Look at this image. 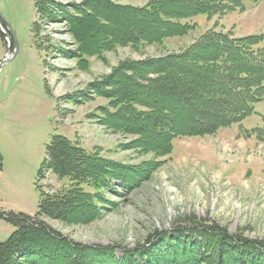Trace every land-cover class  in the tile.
Here are the masks:
<instances>
[{"label": "rangeland", "instance_id": "obj_1", "mask_svg": "<svg viewBox=\"0 0 264 264\" xmlns=\"http://www.w3.org/2000/svg\"><path fill=\"white\" fill-rule=\"evenodd\" d=\"M91 1L42 0L45 9L38 12L36 0H0V63L7 57L0 68V242L15 230L2 213L34 215L42 191L51 194L68 185V178L60 179L46 166L54 135L132 169L126 171L128 186L111 179L110 187L100 188L109 203L95 201L106 206L98 217L76 225L46 221L68 239L113 247L121 257L125 249L143 248L192 217L229 234L263 240L264 98L238 124L176 137L166 156L132 148L134 136L99 120L111 110V101L101 94L103 83L121 64L181 52L208 30L259 35L255 48H264V0H245L244 9L223 16L193 17L196 27L162 43L118 44L88 55L78 52L68 22L85 16L94 7ZM111 2L142 7L147 1ZM3 27L18 43L9 56ZM189 115L181 112L182 118Z\"/></svg>", "mask_w": 264, "mask_h": 264}, {"label": "trees", "instance_id": "obj_2", "mask_svg": "<svg viewBox=\"0 0 264 264\" xmlns=\"http://www.w3.org/2000/svg\"><path fill=\"white\" fill-rule=\"evenodd\" d=\"M146 1L137 7L92 0L94 7L85 16L68 22L78 52L94 55L118 44L162 43L196 27L193 17L245 8V0ZM36 7L42 12L45 4L36 0ZM261 40L259 35L233 37L208 30L181 52L121 64L103 83L101 94L111 101V110L105 109L99 123L134 136L132 148L165 156L173 151L176 137L215 133L240 123L264 98V48H255ZM184 111L190 114L185 120ZM46 166L69 183L51 194L42 191L34 215L2 213L15 230L0 242V264H264V239L229 234L192 217L143 248L125 249L121 257L113 247L82 246L46 221L76 225L98 217L106 208L101 204L109 203L100 188L110 187L111 179L128 186L126 171L132 169L64 135H54L47 145Z\"/></svg>", "mask_w": 264, "mask_h": 264}, {"label": "water", "instance_id": "obj_3", "mask_svg": "<svg viewBox=\"0 0 264 264\" xmlns=\"http://www.w3.org/2000/svg\"><path fill=\"white\" fill-rule=\"evenodd\" d=\"M1 15V14H0ZM3 32H4V35L6 36V39H7V42H8V51H7V54H10L12 52V49L15 48V49H18V43L16 41V38L12 32V30L9 29V33L4 30L2 28ZM7 57L4 58L1 63H0V68H1V64H3L5 61H6Z\"/></svg>", "mask_w": 264, "mask_h": 264}, {"label": "bare ground", "instance_id": "obj_4", "mask_svg": "<svg viewBox=\"0 0 264 264\" xmlns=\"http://www.w3.org/2000/svg\"><path fill=\"white\" fill-rule=\"evenodd\" d=\"M89 2V1H88ZM135 182V181H134ZM171 239V238H170ZM223 248V247H222ZM180 251V250H179ZM197 254V253H196ZM172 256V255H171ZM177 257H179V256H177ZM181 261V260H180ZM113 263V262H112ZM174 264V263H173Z\"/></svg>", "mask_w": 264, "mask_h": 264}]
</instances>
